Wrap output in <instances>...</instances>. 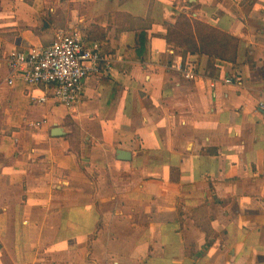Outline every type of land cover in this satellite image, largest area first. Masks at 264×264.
I'll use <instances>...</instances> for the list:
<instances>
[{
	"label": "crops",
	"instance_id": "crops-1",
	"mask_svg": "<svg viewBox=\"0 0 264 264\" xmlns=\"http://www.w3.org/2000/svg\"><path fill=\"white\" fill-rule=\"evenodd\" d=\"M183 16L238 42L186 52ZM76 30L109 61L76 108L9 83ZM262 99L264 0H0V264H264Z\"/></svg>",
	"mask_w": 264,
	"mask_h": 264
},
{
	"label": "built area",
	"instance_id": "built-area-1",
	"mask_svg": "<svg viewBox=\"0 0 264 264\" xmlns=\"http://www.w3.org/2000/svg\"><path fill=\"white\" fill-rule=\"evenodd\" d=\"M8 61L11 67L10 84L20 78L29 86L44 85L49 95L41 97L38 102L53 99L72 109L82 102L86 80L101 74L103 65L109 68V61L101 47L88 45L77 30L73 33L61 31L49 45L16 51L8 57ZM174 67L188 79L198 77L196 64L192 61L181 59ZM223 82L233 84L239 80L225 77ZM212 83L215 86L216 82ZM259 108L264 111V99L259 101ZM39 124L33 123V126Z\"/></svg>",
	"mask_w": 264,
	"mask_h": 264
},
{
	"label": "trees",
	"instance_id": "trees-1",
	"mask_svg": "<svg viewBox=\"0 0 264 264\" xmlns=\"http://www.w3.org/2000/svg\"><path fill=\"white\" fill-rule=\"evenodd\" d=\"M195 26L198 29V31L200 30V32L202 31L204 35H207L202 37L200 39V42H196L193 34L192 23L185 16H183V20L181 22V30L179 31L173 30L172 32L173 37H169V40L174 42L177 46H179L180 49H184L186 52H192L193 54L214 53L217 46L216 44L217 40L221 42L222 41L228 42L230 46H234V44H237L238 42V40L232 36L229 35L220 36L221 34H219V32L216 29H213L212 27H210L205 23L195 22ZM207 31L209 34L207 33ZM144 36H146L144 32L137 34V40L139 39L141 46H139V48L137 49V55L135 57L140 59L141 61H145L147 57L146 42L142 44V39Z\"/></svg>",
	"mask_w": 264,
	"mask_h": 264
}]
</instances>
